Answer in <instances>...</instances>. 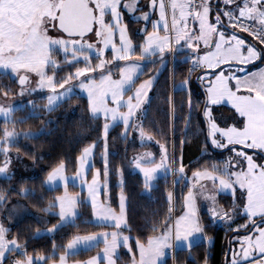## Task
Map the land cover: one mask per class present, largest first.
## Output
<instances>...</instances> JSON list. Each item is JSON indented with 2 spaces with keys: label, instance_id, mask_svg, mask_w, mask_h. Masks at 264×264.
<instances>
[{
  "label": "snow or ice",
  "instance_id": "snow-or-ice-1",
  "mask_svg": "<svg viewBox=\"0 0 264 264\" xmlns=\"http://www.w3.org/2000/svg\"><path fill=\"white\" fill-rule=\"evenodd\" d=\"M126 12L136 23L144 22V27L137 29L145 33L142 43L134 42L129 22L124 19ZM109 51L111 59L107 55ZM179 52H187L183 62L191 63L179 85L187 91L189 122L194 107L190 84L193 73L199 72L197 80L204 88V99L199 103L203 104L211 144L235 155L222 164L211 162L192 173V185L183 194L182 214H175L174 193L169 191L166 217L160 223H151L152 234L141 240L125 231L130 232L131 228L122 166L116 169L119 212L111 206L110 195L107 202L101 199V186L108 187L111 175L109 132L122 124V138L135 132L142 143L155 139V133L145 127L140 113L145 101L150 99L149 92L157 83L160 69L142 81L140 76L146 74L145 62L156 63L153 57H158L163 67L167 56H172L175 64ZM65 67L70 70L61 76ZM114 68L118 71L114 72ZM0 73L10 75L19 86L18 92H13L8 84L0 86V116L4 118V127L0 129V155L3 156L0 174L9 179L13 175L12 147L17 138L38 135L17 131L15 125L23 124L29 117L16 121L13 113L25 105L9 103L10 93L24 96L47 90L42 97L47 100L44 108L52 112L70 100L78 86L87 94L91 117H103V169L97 168L88 180V165L96 147V141H92L77 157L79 167L73 179L78 178L81 186H87L88 202L95 218L89 222L105 229L74 234L56 259L43 253L29 254L27 241L21 243L19 234L10 236V228L0 219V264H6L12 253L22 257L11 256L13 264H49V261L69 264L70 255L81 248L98 247L101 242L102 253L73 264H102V261L117 264L121 247H126L131 254L130 264H164L166 249L186 246L191 250L194 238L205 232L198 203L201 198L209 203V215L214 220L234 223L241 212L246 217L245 223L237 224L234 229L236 233L243 229L245 234L234 237L235 246L229 249L226 264H264V0H147V3L144 0H0ZM175 75L173 68V81ZM173 88H177L175 83ZM169 100L174 113V99L169 97ZM225 104L231 105L236 116L235 122L222 126L214 109ZM27 105L32 109L30 115H36V102L28 100ZM9 123L13 125L11 129ZM160 147L158 160L151 151L133 157L146 190L153 187L162 169L186 175L183 157H176L174 143L171 155L166 144ZM246 149L252 150L251 153ZM18 155L17 148V158ZM65 170L66 162L61 160L45 178L49 186L58 180L64 184L63 194L55 196L43 209L58 208L60 217L57 224L44 230L47 232L68 223L75 225L80 204L85 202L81 194L69 192ZM225 193L233 197L227 206L219 202ZM20 194L35 193L22 187ZM6 200V194L0 191V204ZM208 239L211 242L212 238ZM57 247L53 245L54 250ZM202 264H208V257L203 258Z\"/></svg>",
  "mask_w": 264,
  "mask_h": 264
},
{
  "label": "trees",
  "instance_id": "trees-1",
  "mask_svg": "<svg viewBox=\"0 0 264 264\" xmlns=\"http://www.w3.org/2000/svg\"><path fill=\"white\" fill-rule=\"evenodd\" d=\"M142 39L133 37L135 43H141ZM186 55H188L187 52L177 53L172 69L170 68L169 56L166 57V63L163 67H161L159 58L153 57L152 59L156 60V63L145 62L146 74L140 76V81L147 79V75L154 74L156 69H160L157 83L149 92L150 99L146 100L142 106L140 116L145 127L155 133L153 141L158 140L159 144H166L170 155L173 152L174 143L176 157L179 158L181 155L183 157L186 175L182 176L179 171H172L171 174L157 178L153 187L145 191L143 178L135 172L133 163V157L144 148V145L136 144L140 140L138 133L133 132L127 138H122L120 135L122 127L119 125L113 127L109 132L108 158L111 162V175L108 178V196L111 197V206L118 210L120 187L118 186L119 176L116 169L122 166L125 181L124 191L128 198L126 205L128 225L131 228L130 232L125 231L126 234L139 237L141 240L152 234L151 223H160L166 217L169 207L167 193L169 191L174 193L175 214H181L183 194L187 192L189 187L186 178L192 175L197 168L205 167L211 162L222 164L226 153L229 151L228 149L217 150L210 143L207 121L203 116V104L199 103L204 99L203 84L197 80L199 72L193 73L191 79L190 88L194 107L189 122V110L186 103L187 91L178 88V84L187 75L188 68L191 67L190 61L188 63L183 62ZM78 66H82V64ZM256 66H260L259 62L256 63ZM173 68L176 72L175 81L172 79ZM67 70L70 69L65 67L60 75L62 76ZM249 70H252V66H249ZM173 83L177 85L175 90ZM4 84L10 85L13 92H17V84L11 79V76L0 73V86ZM10 95L12 94L10 93ZM169 97L174 99V113ZM35 102L38 105L36 115H30V108L25 106L14 112L13 116L16 121L29 117L23 124L17 123L15 125L18 132L30 131L38 133V135L34 137L21 135L12 147V152L17 154L18 148L19 156L33 165L35 174L31 177L14 174L10 179L0 177V191L7 196L6 202L0 204V219L4 221L5 211L12 202L22 201L25 203L28 209L34 213V216L22 217L10 225L9 235L19 234L21 243L27 241L29 254L43 253L58 259L59 254L65 250L63 246L74 234L100 232L105 229L102 225L98 226L89 222L93 220V213L91 207L84 202L80 204V215L75 225L68 223L50 234L41 233L43 229L58 223V218L55 215L56 208L51 211H44L43 209L47 207L50 200L62 192L59 187L47 189L45 178L47 172L61 160L66 162V172L74 174L77 169V157L81 154L82 148L92 141H96V147L93 155V166L88 174L90 176L93 169H103V121L101 118L93 119L91 117L87 100L80 95H73L70 100H65L52 112H48L44 108L46 99L39 98ZM220 108L225 113L231 112L227 107ZM216 111H219L218 107L215 108ZM3 127L4 122L0 121V129ZM8 127L11 129L13 125L9 123ZM2 162L3 156L0 155V163ZM175 167L178 168L179 165L176 164ZM22 187L32 189L35 194L27 196L20 194ZM68 190L72 193L78 192V188L74 186H69ZM81 195L84 199V194L81 193ZM232 199L231 195L221 194L219 202L227 206ZM200 215L202 222L206 225L203 233L206 242L194 245L191 250H175L174 264H202L204 257H208V264H225L226 251L229 249L232 237L244 233L243 229L239 233L234 231L237 224H243L246 221L242 212L235 218L234 223L226 220L215 222L205 211L201 212ZM38 228L40 232L36 231ZM209 237L212 238L211 242H209ZM54 244L58 246L55 250L53 249ZM100 249L101 245L90 250H81L75 255H70L68 261H84L94 256ZM118 252L120 256L117 261L118 264H126L130 261L131 254L126 247H121ZM50 263L51 261H49ZM165 264H171L169 258H166Z\"/></svg>",
  "mask_w": 264,
  "mask_h": 264
},
{
  "label": "rangeland",
  "instance_id": "rangeland-1",
  "mask_svg": "<svg viewBox=\"0 0 264 264\" xmlns=\"http://www.w3.org/2000/svg\"><path fill=\"white\" fill-rule=\"evenodd\" d=\"M144 3H147V0H144ZM157 17H158V13H157ZM157 17H154V19L157 18ZM124 19L129 22L130 27L133 26V34H132V37H134V38H143L142 39V42H143L144 37H145V33L139 32V31H137V29L143 28L144 27V22L141 21L140 23H136L135 20H134V18L131 17V15L128 14L127 12L125 13ZM149 27H151L150 30H152V26H151L150 23L148 24V28ZM117 39H118V37H117ZM107 55H108V58L111 59V55H112L111 51H109ZM94 62H95V58H94ZM120 63H121V65L123 64V62H120ZM72 70H74V69H72ZM68 71L69 70H67L66 72H68ZM113 71L114 72L115 71H118V69L114 68ZM139 82L140 81H138V83ZM73 84H76V82L74 81ZM180 84H178V88H180L179 87ZM18 91H19V86L17 85V92ZM73 91L75 93L74 95H80V96L84 97L87 100V94H86V92H84V90L80 89L78 86L75 87ZM46 93H47V90H42V91H39L38 94H34V95H28V94H25L24 96H18V95L13 96V95H10L9 98H8V102L9 103L14 102L17 105L24 104L25 106H28L27 105V101L28 100H34V101H36L37 99L42 98L44 95H46ZM46 104H47V100H46ZM28 107L32 111L31 107L30 106H28ZM224 107L229 108V110H231V112L225 113V112L221 111V108L220 107L218 108L219 111H217V112L214 111V114L217 117L218 122L221 123L222 126L224 124H231V123L235 122V116H236V114L234 112V109H232L231 105L225 104ZM100 118L103 121V117L101 116ZM205 120H206V118H205ZM0 121H3L4 122V118L2 116H0ZM117 125H119V126L122 127V124H117ZM136 144H138V145H141V144L144 145V148L138 154L143 153L145 151H151V152H153V153L156 154L157 160L160 158L161 151H162L161 150V147H160L161 144L156 143L155 141H150V142L149 141H145V142L142 143L141 140H139V142L137 141ZM237 147L243 148V146H237ZM247 151H249L251 153L252 150H247ZM234 155H235V153H232V152L228 151L226 153V155H225V159H227L229 156H234ZM92 166H93V157L90 159L89 165H88L87 177H88V180L89 181L91 180L92 175L95 173V170H96V169H93L91 175L89 176L88 173H89V170L91 169ZM78 167H79V162H77V168ZM134 169H135V172L138 173L143 178L142 173L135 166H134ZM10 170L13 173V175L14 174H19V175H23V176H26V177H31V176H33L35 174V169H34L33 165L31 163H29L28 161L22 159L19 155H18V158H17V154L14 153V152H12V163H11V166H10ZM171 173H172V170L171 169H169L168 171H165V170L162 169L158 173L157 178H159L161 176H165L167 174H171ZM65 174L69 177L68 187L69 186L77 187L78 188V192L77 193H79V194L83 193L84 194V199L83 198L82 199L85 201V203H87L91 207L90 202H88L87 186L86 185L81 186L80 180L78 178L73 179L74 176H75V173L74 174H68L66 172V170H65ZM0 177H6V176L4 174H0ZM104 179L105 178L102 175L101 176V180H104ZM154 182H155V180L153 181V185H154ZM188 182H189V187H190L192 185V182H193V178H192L191 175H190V179H189ZM45 186H46L47 189H54V188L59 187V188L62 189L61 194H63V192H64V184H63V181L62 180H58L55 184H53L51 186L46 185V184H45ZM101 187H102L101 199H103V200H105V202H107V199H108V187L107 188H103V186H101ZM145 191H148V190L145 189ZM70 193H72V192H70ZM72 194H76V193H72ZM225 194L231 195L230 193H225ZM237 196H239V192H237ZM81 197H82V195H81ZM241 199H243V197H241ZM198 203H199V206H200V212H203L204 210L209 209V207H210L209 203L207 201L203 200V198H201L198 201ZM118 205H119V197H118ZM91 210H92V207H91ZM78 211H79V209H78ZM116 211L119 212V206H118V210H116ZM57 213H58V208L55 209V215L57 216L58 222H59L60 221V217L57 215ZM92 213H93V210H92ZM25 216H34V213L30 209H28V207L22 201H14V202H12L7 207V209L5 211V214H4V222H5V225L7 227H9L10 225H12L13 223L19 221L22 217H25ZM208 216H210V215L208 214ZM94 219L95 218H94V215H93V220ZM44 230L45 229H43L41 233H46V234L52 233V232H47V231H44ZM108 230L111 231L112 229H108ZM243 234H245V233H243ZM243 234H239V235H243ZM235 236H233L232 239H231V242H230V245H229V249L231 247H234L235 246V243H234V237ZM99 245H101V250H103V248H104L103 242H101ZM81 250H87V249L81 248L79 251H81ZM118 251H119V249H118ZM11 256H17L18 258H22V257H20L18 255V253H12ZM11 256L6 261V264H13V261L11 259ZM129 262H127L126 264H130ZM41 263L42 262H40V264Z\"/></svg>",
  "mask_w": 264,
  "mask_h": 264
},
{
  "label": "crops",
  "instance_id": "crops-1",
  "mask_svg": "<svg viewBox=\"0 0 264 264\" xmlns=\"http://www.w3.org/2000/svg\"><path fill=\"white\" fill-rule=\"evenodd\" d=\"M151 29V27H149L148 28V30H150ZM151 31V30H150ZM202 84V83H201ZM218 108L219 107H224V105H222V106H217ZM216 107V108H217ZM214 111H215V109H214ZM217 112V111H216ZM207 124H208V122H207ZM208 126V125H207ZM209 140H210V143H211V138L209 137ZM212 145V144H211ZM213 146V145H212ZM214 147V146H213ZM215 148V147H214ZM215 149H217V150H223V149H219V148H215ZM192 176V175H191ZM189 179H190V176L189 177H187L186 178V180L187 181H189ZM205 212H207L208 214H209V209H206V210H204ZM182 214V213H181ZM200 214H201V212H200ZM210 217V216H209ZM211 218V217H210ZM215 222H218L219 220H214ZM201 242H206V240H205V237H204V235L203 234H198L197 235V237L196 238H194V240H193V246L194 245H196V244H198V243H201ZM174 249L175 250H181V249H188L186 246H184V247H180V246H177V247H174ZM138 251V250H137ZM98 252H100V253H102V250L100 249ZM97 252V253H98ZM96 253V254H97ZM95 254V255H96ZM94 255V256H95ZM163 260H164V264H165V260H166V255L162 258ZM86 260H88V259H86ZM86 260H84V261H86ZM130 263V262H129ZM51 264V263H50ZM69 264H73V262H71V261H69ZM102 264H107V262L106 261H102ZM118 264V263H117Z\"/></svg>",
  "mask_w": 264,
  "mask_h": 264
},
{
  "label": "built area",
  "instance_id": "built-area-1",
  "mask_svg": "<svg viewBox=\"0 0 264 264\" xmlns=\"http://www.w3.org/2000/svg\"><path fill=\"white\" fill-rule=\"evenodd\" d=\"M169 58H170V68L172 69L173 57L169 56ZM166 257L170 259L171 264L175 263V250H174V248L166 249Z\"/></svg>",
  "mask_w": 264,
  "mask_h": 264
},
{
  "label": "water",
  "instance_id": "water-1",
  "mask_svg": "<svg viewBox=\"0 0 264 264\" xmlns=\"http://www.w3.org/2000/svg\"><path fill=\"white\" fill-rule=\"evenodd\" d=\"M229 242V241H228ZM229 253V249L226 251V255ZM226 255H225V259H226ZM225 264H226V262H225Z\"/></svg>",
  "mask_w": 264,
  "mask_h": 264
},
{
  "label": "flooded vegetation",
  "instance_id": "flooded-vegetation-1",
  "mask_svg": "<svg viewBox=\"0 0 264 264\" xmlns=\"http://www.w3.org/2000/svg\"><path fill=\"white\" fill-rule=\"evenodd\" d=\"M131 28V30H132V34H133V26L132 27H130Z\"/></svg>",
  "mask_w": 264,
  "mask_h": 264
}]
</instances>
